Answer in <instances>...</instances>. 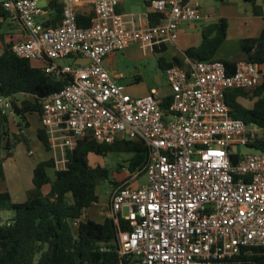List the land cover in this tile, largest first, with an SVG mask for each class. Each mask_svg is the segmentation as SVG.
Instances as JSON below:
<instances>
[{"label": "built area", "instance_id": "1", "mask_svg": "<svg viewBox=\"0 0 264 264\" xmlns=\"http://www.w3.org/2000/svg\"><path fill=\"white\" fill-rule=\"evenodd\" d=\"M40 1L0 0L20 36L13 53L47 60V74L70 80L42 100L56 169L66 167L67 151L84 138L140 140L149 148L147 184L132 187L136 173L111 190L109 217L129 226L118 233L120 254L134 264H224L243 248L264 249V152L235 151L261 130L231 117L225 99L229 89L264 84V63L240 61L229 73L221 61L186 59L164 72L171 102L163 109L156 92L130 95L118 82L126 75L112 77L104 62L135 43L146 51L174 45L181 26L202 20L198 3L147 0L160 22L132 29L117 11L124 0H60L58 26H46ZM82 4L93 8L87 28L77 22ZM73 57L87 62L60 63ZM13 102L1 97L0 115L13 116Z\"/></svg>", "mask_w": 264, "mask_h": 264}, {"label": "trees", "instance_id": "2", "mask_svg": "<svg viewBox=\"0 0 264 264\" xmlns=\"http://www.w3.org/2000/svg\"><path fill=\"white\" fill-rule=\"evenodd\" d=\"M222 2L228 0H220ZM252 7V12L263 21V29L258 37L240 41V58L219 60L217 53L228 36V20L221 18L203 26L202 40L198 46L185 50L184 55L168 61L163 54L166 45L157 46L153 53L158 56L159 68L165 72L174 65L183 66L186 59L192 61H221L233 73L240 61L264 63V10L257 0H244ZM46 12L53 15L46 26H58L62 21L63 6L60 0H46ZM118 11V9H117ZM94 13L78 14L80 27L91 26ZM149 24L157 25L160 16L151 12ZM11 31V32H10ZM18 34L9 20L8 13L0 2V98L14 97V116L18 118L17 130L12 131L8 116L0 115V175L4 178V163L13 156L17 145L23 143L30 151V139L25 130L30 126L28 116L43 113L42 100L63 88L70 80H57L44 71L47 60H29L16 56L12 51L15 35ZM225 99L230 107V115L247 124L257 126L263 132L249 147L264 152V84L254 88L229 89ZM256 99L252 108L243 106L239 99ZM171 96L163 99L165 109ZM37 138L45 150L51 153L49 137L42 127L37 129ZM5 153V158L2 157ZM52 154V153H51ZM126 154L125 166L118 164L116 171L125 168L127 177L112 180V172L100 165L92 166L89 156L97 157ZM149 148L140 140H119L113 144H101L91 138L80 140L67 151L66 167L57 170L53 157L37 162L33 171L34 187L28 191L27 200L14 203L9 191L0 193V264H134L131 256L120 254L118 233L129 230L121 220L119 225L111 217L102 222L90 219L88 209L99 203L97 188L107 181L116 188L126 183L128 178L144 173L148 162ZM237 158H233L235 161ZM54 171V178L48 171ZM10 211L12 217L3 219L1 212ZM77 222V224H75ZM224 264H264V249L243 248Z\"/></svg>", "mask_w": 264, "mask_h": 264}, {"label": "crops", "instance_id": "3", "mask_svg": "<svg viewBox=\"0 0 264 264\" xmlns=\"http://www.w3.org/2000/svg\"><path fill=\"white\" fill-rule=\"evenodd\" d=\"M139 1L141 2V4L138 3ZM190 1L199 4L203 18L200 21L189 22L181 26L177 42L174 45H168L166 47L167 48L166 51L163 54H161L168 61L173 60V58L176 56L184 55L185 50H187L188 48L198 46L202 40V36H201L202 27L211 24L213 22H216L218 19L221 18L228 20L227 39L234 38V41L238 42L239 46H240V41L242 39L250 38V37H258L262 32L263 21L261 18L256 17L253 14L252 7L244 8V6H242V8L244 9L240 10L241 8L239 6H236L231 2L232 0H228L225 2L219 0L220 1L219 6L214 8L204 7L202 4V0H190ZM243 2L245 1L243 0ZM257 4L262 6L264 10V0H257ZM45 6H47V3L45 4ZM77 11L78 14L81 15H90L93 13V8L91 5L82 4L78 6ZM118 12L125 16V20L128 22V26L130 28L140 29L149 25L148 15L153 11L147 0H124L118 6ZM46 16L48 19L53 17V15L50 13H48ZM19 37H20L19 34H16L15 41H17ZM137 45L132 44L122 52L107 56L104 62V66L109 71L112 77H116V75H118L119 73H124L126 75V78L118 80V82L126 86L127 92L133 97H146L154 92H156L157 97H159L161 100L167 98L168 96H171V90L168 84L167 86L170 90V93L167 95H162L160 93L159 82H158L160 78L159 75L160 71L162 72V75L165 78V74L161 69L158 70L152 67L151 70L150 69L141 70L140 68L137 67V65H134L137 62L136 61L137 56L131 51V49L132 47ZM138 46L140 47V49H142L140 45ZM142 51L144 52L145 58L148 57L150 54H153L155 58L158 59V56L155 55L153 51H146L144 49H142ZM237 56H238L237 58H240V53H238ZM216 58L219 60H234L233 55L229 54L228 52L221 53L220 55L217 54ZM67 60H70L72 62V65L87 62V60L83 58L73 57L64 60V64L62 62L60 63L63 65H68L67 63H65V61ZM130 66L136 67L135 74H133ZM255 100L256 99L240 98L239 102L247 108H252ZM6 121L9 122V126L12 131L17 130L18 120L15 118L14 115L8 116V118H6ZM28 121L30 123V126L28 128L29 129L34 128V133L37 138L36 135L37 129L41 127L39 116H38L37 124L34 126L30 119H28ZM25 134L27 135L26 130H25ZM28 136L29 135H27V137ZM28 138L30 139V137ZM38 143H39L38 146L34 147L33 141L30 139L31 148L30 151L27 150L28 154L30 156L38 157V161H37L38 163L49 160L51 158V153L45 150L44 146L41 144L39 140ZM19 146L20 144L17 145L16 149ZM8 160L12 161L13 163L12 165H14L15 171L13 172V178L15 180L13 183H10V180H8L7 169L4 163L3 179L4 181L7 180L8 184H5L6 186L4 189H0V193L7 190L9 191L12 201L14 203H23L27 200L28 191H30L34 187L33 185L34 166L32 164L18 163L16 161V155L14 151H13V156ZM30 172H31V177H29ZM26 173H28V175ZM10 217H12V215L8 216V218Z\"/></svg>", "mask_w": 264, "mask_h": 264}, {"label": "rangeland", "instance_id": "4", "mask_svg": "<svg viewBox=\"0 0 264 264\" xmlns=\"http://www.w3.org/2000/svg\"><path fill=\"white\" fill-rule=\"evenodd\" d=\"M233 4H235L236 6H239L241 9L243 10L244 8H251V6L245 2H243V0H232L231 1ZM139 4H141V2H138ZM40 6H45L46 2L43 0H41L39 2ZM202 4L204 7H218L220 4L219 0H202ZM242 6H244V8H242ZM138 43H135L133 45H137ZM139 45V44H138ZM134 46L132 47L131 51L137 56L136 59V63L134 65H137L138 68H140L141 70H145V69H152V67H154L155 69L160 70L159 65H158V60L155 58V56L153 54H150L148 57H144V52L142 51V49H140L139 46ZM224 52H228L229 54L233 55V58L236 59L238 56V53H240V46L238 44V42L234 41V38H230L227 39L221 46V49L218 51V55H220L221 53ZM64 64V61H61ZM65 63L67 64H72V62L70 60L65 61ZM133 74L136 73L135 66H130ZM160 78H159V89H160V93L162 95H167L170 93V90L167 86V82L164 78V76L162 75V72L160 71L159 73ZM17 120L18 118L15 117ZM28 119H30L33 123V126L37 124L38 121V115L37 114H33V115H29ZM26 133L27 135H29L28 137H30V139L33 141V146H38V140L35 136L34 133V128H27L26 129ZM263 132H260L258 134V136H262ZM16 149V148H15ZM235 151L239 154H251V153H256L257 151L249 146L247 147H237L235 149ZM15 155H16V161L18 163H24V164H32L33 166H35V164L38 161V157L35 156H30L28 154L27 148L24 144H20V146L14 150ZM5 153L2 152V157L5 158ZM52 157V154H51ZM129 157L126 154H116L114 156H107V157H97L94 155H90L89 156V162L92 166H102L107 168L108 170H110L112 172V176L111 179L112 180H116V181H120L123 180L127 177V172L125 170V168H122L119 171H116L118 164H122V165H126L124 163L125 160H127ZM12 161H9L8 159H6L5 161V166L7 169V174H8V180H10V183L14 182V178H13V172L15 171L14 169V165H12ZM49 175L52 176V178H54V171L53 170H49L48 171ZM28 175V173H26ZM135 175V174H134ZM132 175V177L134 176ZM29 177H31V172L29 174ZM30 180V178H29ZM148 182V178L147 175L145 173H142L138 179H136L135 181H133V183L131 184L132 187L136 188V187H140L141 185L147 184ZM5 184L7 183V180L4 181V179L1 177L0 175V189H4L5 188ZM111 190H112V185L109 184L107 181H102L100 182L98 188H97V194L99 196V204L91 207L90 209H88L87 211V215L90 219H93L95 221L98 222H102L105 218L109 217V213H110V198H111ZM2 218L6 219L8 218L9 215H13L12 212L10 211H2L1 212Z\"/></svg>", "mask_w": 264, "mask_h": 264}]
</instances>
